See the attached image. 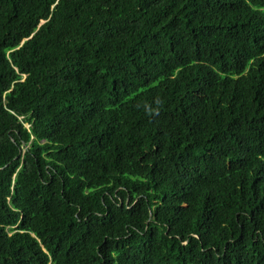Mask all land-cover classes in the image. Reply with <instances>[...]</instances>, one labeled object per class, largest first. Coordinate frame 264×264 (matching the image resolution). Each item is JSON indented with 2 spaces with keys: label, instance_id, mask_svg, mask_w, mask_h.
Listing matches in <instances>:
<instances>
[{
  "label": "trees",
  "instance_id": "1",
  "mask_svg": "<svg viewBox=\"0 0 264 264\" xmlns=\"http://www.w3.org/2000/svg\"><path fill=\"white\" fill-rule=\"evenodd\" d=\"M0 264H264V0H0Z\"/></svg>",
  "mask_w": 264,
  "mask_h": 264
}]
</instances>
